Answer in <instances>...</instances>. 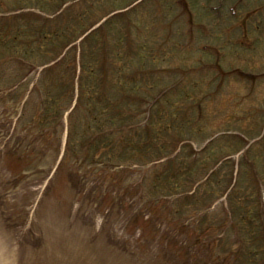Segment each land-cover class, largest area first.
I'll use <instances>...</instances> for the list:
<instances>
[{"label":"rangeland","instance_id":"rangeland-1","mask_svg":"<svg viewBox=\"0 0 264 264\" xmlns=\"http://www.w3.org/2000/svg\"><path fill=\"white\" fill-rule=\"evenodd\" d=\"M96 1L88 0L81 7L94 9ZM101 1L103 7L99 6L95 13L92 12V20L99 21L106 12L124 8L133 0ZM190 1L197 21L213 26L212 35L203 37L201 41L211 42L225 50L222 55L219 54L222 69L232 72L240 67L253 73L264 72V11H258L262 10L264 0L241 1L240 12L232 18L227 5L235 0H225L221 15L210 11V6L217 4L218 0ZM173 5V0H150L130 12L126 19L131 21L132 44L123 34L124 20L106 26L103 37L110 43L112 53L115 52L111 56L110 68L125 66L127 61L131 71L147 69L151 72L157 67L194 71L202 66L203 72L194 73L179 84L178 87L188 89L174 98L183 108V104L196 99L203 103L202 124L197 127L196 133L192 131L186 135L199 138L200 143L196 146L200 147L203 139L223 134L208 155L214 156L215 160L231 155L239 163L242 174L243 191L237 192L246 194L244 192L248 191L247 194L252 196L251 202H255L253 185L256 169H259L264 195V118L261 120L264 80L248 84L246 80L240 81L238 77L219 73L222 76L216 83L218 77H214L209 66L212 59L204 54L201 57L199 44L188 41L183 20L176 21L177 10ZM140 31L146 33L139 36L137 33ZM243 36L257 40L252 51L234 44L232 38H237L236 43L240 44ZM94 51L95 48L91 49L87 55ZM37 73L36 70L34 74ZM149 78L141 81L140 90L150 98L160 89L165 90L180 80L179 76L170 77L168 74ZM2 80L1 77L0 94ZM185 93L191 101L186 100ZM39 97L38 92H33L27 105L20 108L18 102L21 98L15 100L11 97L6 102L0 95V264H190L191 258L192 264H205L203 258H198L195 253H187L182 241L185 237L177 239L170 226L189 228L186 231L189 236L197 231L200 220L206 226L215 222L221 227L220 234L226 233V241L231 237L232 226L228 228V219L213 216L219 207L208 215L191 211L197 209L198 203L186 202L184 195L182 199L174 195L169 202L159 201V191L168 188L171 183L154 178L157 170L159 173L163 171L162 168H153L150 153L141 156L121 151L119 155L124 156L122 161L126 162L124 169L108 168L99 172L98 164L91 156L90 163L79 167L78 160L87 154L78 152L80 142L72 145L75 136L66 147L62 167L55 171L65 150L66 135L62 143L59 135L56 137L51 131L44 132L49 140L45 147L36 141L35 135L41 133L37 125L41 118ZM75 117L78 119L77 114ZM139 118L143 120V116ZM262 122L263 134H259ZM76 126H79L78 123ZM237 130L252 137L249 139L261 140L244 157L237 153L242 144L234 136L227 138V134ZM82 132L83 129L78 135ZM72 134L77 133L72 130ZM81 140L82 135L78 141ZM135 163L139 164L138 167H134L137 166L133 165ZM223 169L219 174L225 176L230 169ZM217 181L215 185L207 184L210 191L218 187ZM155 182H158L159 190L153 189ZM242 202L239 201V204ZM240 206V210H235L239 216L243 213V206ZM249 208L245 205L244 212ZM183 209L187 216L179 213ZM169 218L171 222H168ZM192 239L196 241L197 238L193 236ZM197 244L195 246L203 250L200 241ZM207 248L215 250V253L217 250L215 255L222 260L220 263H230L232 253H229L227 245L213 240ZM241 249L240 246L238 250ZM240 254L242 264H264L263 252L261 259L260 256L252 259L244 251Z\"/></svg>","mask_w":264,"mask_h":264},{"label":"trees","instance_id":"trees-1","mask_svg":"<svg viewBox=\"0 0 264 264\" xmlns=\"http://www.w3.org/2000/svg\"><path fill=\"white\" fill-rule=\"evenodd\" d=\"M49 1L58 2V0H0V11L8 4H10V9L14 7L18 9L26 6L40 7L42 3L45 5L50 3ZM87 2L88 0H82V3L72 5L53 19L41 18L37 14L29 13L21 14L17 18H2L0 20V53L4 56L11 54L10 57L19 65H22L20 61L24 60H35V63L41 64L56 58L94 23L92 12L95 13L96 6L94 9L93 7H81ZM96 2L99 5L102 1ZM98 36L99 32H95L92 38L96 42L99 40L101 42L102 39ZM99 46L100 44L97 48ZM4 47L7 49L1 52ZM82 50V72L79 79L80 106L84 109L86 117L90 116L89 114L96 115L92 118L95 119L93 124L86 126L83 133L113 129L109 138L104 139V143L100 144L97 153L104 151L106 159L121 158V162H125L122 161L124 156L119 155L121 151L130 154L139 153L141 156L152 154L155 163L153 168H162L161 172L163 171L159 173L157 170L154 178L159 182L166 180L171 183L168 188L159 191L161 192L159 195L177 194L182 195L181 199L184 195L183 199L186 202L197 201L198 203L197 209L193 208L191 211L212 214L211 204L218 196L224 195L231 183L232 174L224 176L218 171L211 173L214 161L207 154L210 146L201 153H197L190 144L181 146L187 140H195V136L186 135L187 132H196L199 125L196 124L195 112L188 113L185 108L178 106L172 96L165 94L156 100L153 108L154 115L147 128L133 126L131 112L134 110L132 104L135 102L129 96L138 94L137 89L141 86L142 78L131 75L130 65L127 67L128 61L125 66L113 69V75H107L104 73L101 54L98 56L93 52L87 55L84 42ZM75 51L76 49L68 51L66 57L48 68L43 75V104H45L44 110L48 118L51 114L54 119L60 120L73 100L78 68ZM129 63L132 65L133 61L130 59ZM15 77L14 80L19 79V75ZM100 117L103 122L97 119ZM178 149L179 152L176 153ZM228 165H230L229 162L222 164V166ZM219 177L221 178L217 181ZM216 181L219 182L218 187H212L213 191H210V186L207 184L215 185ZM156 183L158 182L153 184V189L159 190ZM238 189L242 191L243 187L239 185ZM245 193H236L235 197L229 198L228 209L220 208V211L213 214L214 218H227L228 228L232 226L231 237L228 241L225 240L226 233L220 234L221 227L218 223L211 222L213 225L206 226L200 220L197 231L194 232L197 239L192 242L189 238V242H192L190 244L194 246L201 238H213L221 245L229 247V253H232L231 257L235 260L234 264L243 262L240 251L247 252L252 259L264 253V233H262L264 209L261 211L259 202L256 200L251 202L252 196L247 194L248 191ZM239 201L243 202L239 204ZM240 205L243 206V213L239 216L235 210H240ZM245 205L250 208L244 212ZM179 213L182 216L188 214L185 209L180 210ZM240 246L242 249L239 251ZM262 260L264 261V258Z\"/></svg>","mask_w":264,"mask_h":264}]
</instances>
